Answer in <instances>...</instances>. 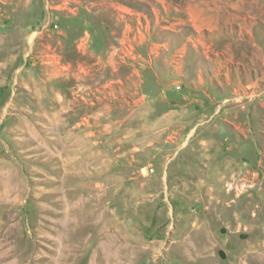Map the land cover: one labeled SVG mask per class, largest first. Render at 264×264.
Listing matches in <instances>:
<instances>
[{
    "label": "rangeland",
    "instance_id": "rangeland-1",
    "mask_svg": "<svg viewBox=\"0 0 264 264\" xmlns=\"http://www.w3.org/2000/svg\"><path fill=\"white\" fill-rule=\"evenodd\" d=\"M0 264H264V0H0Z\"/></svg>",
    "mask_w": 264,
    "mask_h": 264
}]
</instances>
